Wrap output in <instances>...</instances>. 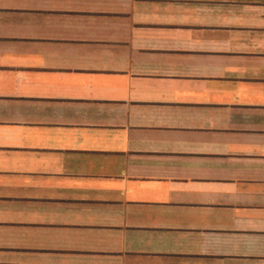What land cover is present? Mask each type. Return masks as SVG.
I'll return each instance as SVG.
<instances>
[{"label": "crops", "instance_id": "obj_1", "mask_svg": "<svg viewBox=\"0 0 264 264\" xmlns=\"http://www.w3.org/2000/svg\"><path fill=\"white\" fill-rule=\"evenodd\" d=\"M0 264H264V0H0Z\"/></svg>", "mask_w": 264, "mask_h": 264}]
</instances>
